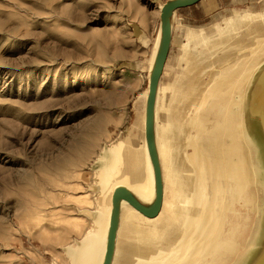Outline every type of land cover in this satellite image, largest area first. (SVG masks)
<instances>
[{
    "label": "rangeland",
    "instance_id": "obj_1",
    "mask_svg": "<svg viewBox=\"0 0 264 264\" xmlns=\"http://www.w3.org/2000/svg\"><path fill=\"white\" fill-rule=\"evenodd\" d=\"M172 1L0 0V264H52L57 259L53 251L77 235L68 227L73 216L81 215L68 193L97 192L92 191L93 170L101 150L107 146L114 151L119 139L142 130L148 82L158 63L160 11ZM204 48L195 57H182L195 48L173 41L153 115L161 146L162 109L174 111L175 119L186 69L210 53L202 54ZM237 63L216 73L221 78L213 94L226 87ZM126 76L139 86L117 109L114 99ZM165 99L169 105H163ZM196 109L197 104L191 112ZM96 113L121 124L108 140L96 139L74 178L63 180L57 161L71 155L77 136ZM171 114L166 116L167 134L174 135L175 125L180 126ZM171 153L177 154L173 144ZM178 154L183 160L180 149ZM113 187L114 179L107 194Z\"/></svg>",
    "mask_w": 264,
    "mask_h": 264
},
{
    "label": "crops",
    "instance_id": "obj_2",
    "mask_svg": "<svg viewBox=\"0 0 264 264\" xmlns=\"http://www.w3.org/2000/svg\"><path fill=\"white\" fill-rule=\"evenodd\" d=\"M263 16L264 0H202L172 16L168 59L174 39L195 51L200 42L239 38L246 31V23L262 24ZM204 30L208 32L204 33ZM181 32L184 33L181 35ZM163 78L164 73L159 87ZM143 128V134L132 140L139 165L131 171L136 173L126 174L129 170L125 157L117 151L121 147V138L114 145V187L110 188L109 194L106 190L103 196L100 192L89 194L92 203L88 207L75 206L74 210L85 218L86 226L80 234L72 235L69 243L55 250L62 252L64 261L53 259L52 264H226L242 233L244 217L238 194L234 201L221 202V217L214 222L215 227L206 236L203 247L196 250L199 244L196 238L184 254L181 247L184 235L189 231L188 238L191 239L206 213H200L198 208L199 197L194 182L183 180L178 151L167 158L161 143L155 139L163 186L162 202L157 205L158 188L147 151L145 124ZM93 173L96 181L92 186L95 187L99 170L94 169ZM113 191L124 192L142 211L118 201L116 224L111 232ZM94 212L98 215L95 219L90 216ZM217 223L221 227H217ZM195 250V258L189 262Z\"/></svg>",
    "mask_w": 264,
    "mask_h": 264
},
{
    "label": "bare ground",
    "instance_id": "obj_3",
    "mask_svg": "<svg viewBox=\"0 0 264 264\" xmlns=\"http://www.w3.org/2000/svg\"><path fill=\"white\" fill-rule=\"evenodd\" d=\"M178 2L182 1L173 0L170 3ZM245 30V33L235 40L220 38L216 41H208L207 43L204 41L198 44L199 47L193 52V54H189L190 52L183 53L182 57L186 54L187 57H195V55L200 52V49H203L204 47L206 50H203L202 54L210 52L206 55L207 58L204 57V59L198 61L193 60L187 67L181 88L180 99L182 101V106L177 114H175V119L174 111L173 114H171L170 111L165 108L162 109L160 116V123L164 126V132L162 133V151L167 158L171 157V144L177 148V151L178 149L182 151L183 160L181 159L180 162L182 164L180 172L183 175V180L189 183V179H191L194 182L195 193H198L199 197L198 208L203 213H206L202 216L203 223L199 226L198 230L194 232V236L189 239V231L184 235L181 246L184 254L193 242H195L196 238L199 239V244L196 250L203 247L202 245L206 241V236H208L215 227L214 222L221 217V202L224 200L234 201L237 199L235 181L241 190H243L242 175L239 171H236L235 181L232 178V172L228 164L229 161L223 152L221 141L219 139L220 133L224 135V132H226V105L229 91L224 90L218 95L213 94L212 91L217 87V84L219 83L218 80L221 78L219 74H216L218 71L231 68L232 65L239 62L237 63L239 66L235 68L232 73H228L226 80L230 81L236 79L247 65V59L252 54L260 53L264 50V24L250 25L249 23H246ZM183 33L184 32H181V35ZM228 40H230V42ZM182 57L180 59H182ZM211 67L212 69H210ZM165 74L166 69L163 80L166 79ZM217 77L218 79H216ZM123 81L122 89L119 91L118 97L114 99V107L117 109L126 105L131 99L133 92L139 86V82L134 77L131 78L126 76ZM167 90V92H170L169 89ZM168 99L164 100L163 105H169ZM175 103H177V100L175 102L174 99V105ZM215 103L218 104L216 111H214ZM172 104L173 99L170 106H172ZM196 104L198 109L192 113L191 110L194 109ZM170 114L174 123H178V126H180L176 128L175 125L174 135L173 132L167 134L169 128H167L166 125V116L169 117ZM137 116H139V114H137L136 117ZM142 118L143 116H141V119ZM119 124L121 123H111V120L107 116L101 115V113H96L91 119H89L87 125L77 136V140L71 147L69 151L71 155L57 161L56 168L60 171L62 179H70V182L75 176V169L78 167V162L90 153L92 145L96 139L98 140L100 137H104L108 140L113 129ZM131 133L128 134L127 137H122L121 147L117 150L118 153H121L122 156L124 155L125 157V163L129 170L126 173L127 176L136 173V171L131 170L137 168L139 165L138 157L135 154V150L137 149L134 148L132 140L136 136L143 134V125L142 130L141 127H138V131L135 134H133V132ZM169 136L172 138H168ZM225 152L226 154L233 155L230 144L226 146ZM114 153L115 151H112L109 147L105 146L99 153L101 158L96 164V168H94L101 171V174L99 173L100 179L98 185L93 187L92 191H95L96 189V191L100 192L102 196L105 194L108 185L114 179ZM111 170L112 172L110 173V176H108ZM74 182L75 180L72 181L71 184L74 185ZM81 188L83 189V187ZM68 197L74 205L79 208L88 207L92 203L88 192H83L79 195L68 193ZM241 210L244 217V230L248 216L245 197L242 199ZM90 216L95 219L98 215L94 212ZM85 221L84 217L73 216L72 221L69 222L68 228L70 231L80 234ZM216 225L219 227L220 223H217ZM56 238H61L59 233ZM196 250L194 251L193 256L190 257L189 262L195 258ZM53 253L58 260L64 261L60 250L53 251Z\"/></svg>",
    "mask_w": 264,
    "mask_h": 264
},
{
    "label": "water",
    "instance_id": "obj_4",
    "mask_svg": "<svg viewBox=\"0 0 264 264\" xmlns=\"http://www.w3.org/2000/svg\"><path fill=\"white\" fill-rule=\"evenodd\" d=\"M181 1L168 3L161 8L158 63L154 74L150 75L145 106L144 134L156 176L158 206L162 202L163 186L154 145L153 115L157 91L168 59L170 21L176 12L188 9L202 0ZM247 61L238 77L230 80L222 90H228L229 97L226 105V132L224 135L220 133L219 139L234 181V172L239 171L242 175L244 196L235 181L238 204L241 208L242 199L245 197L248 208L245 229L243 230V223L240 240L226 264H264V50L252 54ZM229 144L233 155L225 152ZM118 201L126 202L140 213L142 211L124 192L113 191L111 232L116 224Z\"/></svg>",
    "mask_w": 264,
    "mask_h": 264
}]
</instances>
